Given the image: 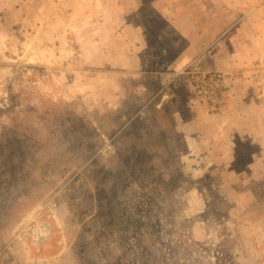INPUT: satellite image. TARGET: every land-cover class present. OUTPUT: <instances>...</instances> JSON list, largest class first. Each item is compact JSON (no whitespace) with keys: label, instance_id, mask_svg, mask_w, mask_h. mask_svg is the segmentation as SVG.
Here are the masks:
<instances>
[{"label":"rangeland","instance_id":"1","mask_svg":"<svg viewBox=\"0 0 264 264\" xmlns=\"http://www.w3.org/2000/svg\"><path fill=\"white\" fill-rule=\"evenodd\" d=\"M0 264H264V0H0Z\"/></svg>","mask_w":264,"mask_h":264}]
</instances>
